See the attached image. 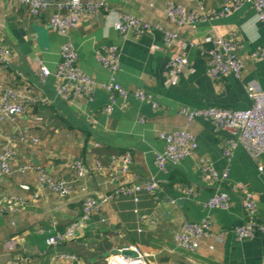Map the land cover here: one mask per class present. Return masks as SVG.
<instances>
[{"label":"crops","instance_id":"0c3cea01","mask_svg":"<svg viewBox=\"0 0 264 264\" xmlns=\"http://www.w3.org/2000/svg\"><path fill=\"white\" fill-rule=\"evenodd\" d=\"M98 1H104L105 6L82 18L68 36H62L50 28L49 20L68 9L51 6L33 16L24 3L0 0V42L11 50L10 65L0 66V95L5 85L29 94L24 91L28 88L32 97L38 98L26 114L0 120V153L16 144L18 166H32L26 173L0 176V200L16 195L27 198L22 208L9 207L4 201L0 204V264H10L17 257L28 259L22 264H74L64 260V254H77L87 264H106L107 256L131 244L150 254V264H264V233L258 231L252 238L240 240L233 231L244 221V193L232 190L238 185L252 193L257 214L264 219V155L252 157L237 144L228 160L223 142L230 138L236 141L237 137L197 118L188 126L198 140L193 154L177 166L168 165L167 170L155 163V153L164 150L160 134L188 124L179 113L181 107L248 109L252 99L245 84L256 80L264 87V60L253 57L254 50L264 47V22L257 17L253 3L213 16L208 12L221 10L222 0H203L202 10L207 15L194 25H180L168 17V2L180 4L188 12H200L198 0ZM123 15L137 17L152 27L144 33L133 30L122 34L115 24L125 19ZM234 31L245 45L241 50L244 68L240 76L229 74L214 80L208 73L204 48L214 46L216 35L229 36ZM166 32L178 35V47L189 60L188 75L176 83L167 77L171 52L165 49ZM69 41L77 50L78 67L95 82L91 95L72 101L57 96L61 81L56 76L41 79L37 75L38 60L55 70L61 48ZM106 46L118 50L117 72L97 56V50ZM110 81L119 82L130 94L127 98L118 95L113 109L104 111L110 93L101 84ZM137 90L146 92L150 99L135 96ZM25 132L37 141H19ZM126 152L131 154L130 170L138 180L159 181L156 195L143 191L136 201L134 196L113 194L117 184L110 172L99 166L112 165ZM201 159L209 160L220 176L229 168L221 183L230 193L229 209L204 206L214 190L201 172ZM76 163L87 168L83 176H78ZM39 168L55 179L73 182L72 195L61 198L41 187L37 182ZM175 173L186 178L184 184L196 193L185 194L178 187L183 184L171 179ZM23 184L30 190L22 189ZM83 189L99 201V209L76 238L49 246L47 238L80 214ZM204 218L212 221L215 234L225 232L223 238L208 237L195 251L179 246L175 234L181 223Z\"/></svg>","mask_w":264,"mask_h":264},{"label":"built area","instance_id":"2783aa9c","mask_svg":"<svg viewBox=\"0 0 264 264\" xmlns=\"http://www.w3.org/2000/svg\"><path fill=\"white\" fill-rule=\"evenodd\" d=\"M26 4L33 16L41 15L42 12L48 10L51 6L57 8L68 9L64 15L53 14L49 20L50 28L62 36H68L75 29L82 18L91 16L98 8L105 6L104 1L98 0H67L64 2H51L50 0H11ZM201 6L200 12L186 11L180 4L173 1L168 2V17L180 24L194 25L195 22L207 14L203 12L202 1L198 0ZM223 8L221 10H210L209 15L217 16L230 14L239 9L244 3L251 2L255 7L257 17L264 22V0H222ZM123 21H117L115 28L122 34H126L133 30L140 33L147 32L152 26L148 23H142L140 19L126 18L123 15ZM128 20V21H127ZM128 22V23H125ZM156 27H159L155 25ZM154 26V27H155ZM179 37L172 32H166L165 49L171 52L168 60L167 77L171 83H176L183 76L188 75L189 60L185 53L179 48ZM212 47L204 48L207 60V69L209 75L214 80H219L229 74L240 76L244 68V60L241 56V50L244 48L242 40L238 37L237 32H232L229 36L216 35L213 39ZM178 48V49H176ZM97 56L101 62L111 71L117 72L119 68V53L116 47H101L97 50ZM60 61L55 70L44 62L38 60L37 75L41 79H46L50 75H54L61 81L56 88L57 96L72 101L78 96H89L93 92L95 85L94 80L85 74L77 65V50L72 42H66L61 48ZM253 57L257 60H264V47L253 51ZM11 60V50L0 42V66H9ZM3 86V85H1ZM101 86L110 93V101L105 106L104 111H111L117 96L127 98L130 94L129 90L124 88L119 82L110 81L102 83ZM246 91L252 99V106L248 109L230 110L218 107H205L200 109H188L181 107L179 113L183 114L188 124L185 128L174 132L161 133L159 138L164 142V150L155 153V163L161 170H167L168 165L177 166L179 162L188 156H191L198 146L196 136L190 132L189 125L197 118L209 120L214 124L226 129L237 137V140L226 139L223 142V152L229 160L233 155L235 147L240 144L252 156L259 157L264 155V87L256 80H250L245 84ZM0 95V120L5 118H15L19 115L26 114L30 104L37 102V98L32 97L19 89L10 86H3ZM134 95L140 99H150L143 90H137ZM154 106H158L154 102ZM19 141L26 143L29 141L36 142L37 139L31 133L25 132L19 138ZM16 144H12L0 153V176L10 175L15 172L26 173L32 169L30 163L18 166ZM131 154L126 152L119 156L115 162L103 168L112 175L113 181L116 182V188L113 191L115 195L134 196L138 201L137 194L140 192H148L156 195L160 189L158 180L152 178L144 181L138 180L136 174L130 170ZM201 172L209 186L213 188L212 196L204 203L208 209L223 208L229 209L231 206V198L228 189L221 188V183L228 177L229 168H225L222 176L217 172L215 167L209 160L201 159ZM75 167L78 176H83L87 172V168L76 163ZM37 182L41 187H46L58 194L61 198H68L74 190L73 182L67 179H55L44 172L43 169L37 170ZM22 189L30 190V186L23 184ZM185 194L193 195L195 189L187 185H179ZM234 192L242 191L244 221L241 225L235 227L233 231L238 239L246 240L255 236L258 231L264 233V219L257 214V203L254 195L243 187H232ZM82 202V210L78 217L72 220L63 230H58L54 235L47 238L49 246H57L66 243L77 237V233L86 227L91 219L92 214L99 209V201L85 192ZM39 192L35 194L38 196ZM24 195H16L13 198L0 200L9 204V207H24L27 204ZM225 232L214 233L212 221L204 218L202 221L184 220L179 230L175 234V239L179 246L186 250L195 251L201 243L208 237L216 236L218 240L222 239ZM120 252L110 254L105 258L106 264H150V254L140 248L138 245L131 244L119 249ZM64 260L72 261L74 264H87L77 254H64ZM27 258H14L10 264H22ZM174 264V263H172Z\"/></svg>","mask_w":264,"mask_h":264},{"label":"trees","instance_id":"16d2710c","mask_svg":"<svg viewBox=\"0 0 264 264\" xmlns=\"http://www.w3.org/2000/svg\"><path fill=\"white\" fill-rule=\"evenodd\" d=\"M12 88H14V87H12ZM16 89V88H15ZM24 91H28L29 92V94L31 93L30 91L31 90H29L28 88H24ZM31 95V94H30ZM32 96V95H31ZM34 97H36V96H34ZM37 98V97H36ZM37 101H38V98H37ZM33 105H35V104H30V107H29V109L27 110V112L30 110V109H32V106ZM171 179H172V181L175 183V182H181V184H183V185H185L184 183L186 182V178H184V177H182L181 175H179L178 173H175V174H173L172 175V177H171Z\"/></svg>","mask_w":264,"mask_h":264},{"label":"water","instance_id":"95a60500","mask_svg":"<svg viewBox=\"0 0 264 264\" xmlns=\"http://www.w3.org/2000/svg\"><path fill=\"white\" fill-rule=\"evenodd\" d=\"M119 252H120V250H115V251H114V254L119 253Z\"/></svg>","mask_w":264,"mask_h":264}]
</instances>
